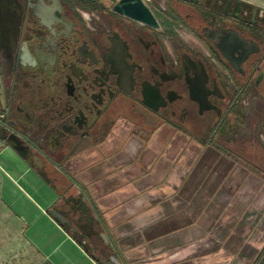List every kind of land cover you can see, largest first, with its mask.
Segmentation results:
<instances>
[{
	"label": "flooded vegetation",
	"instance_id": "flooded-vegetation-1",
	"mask_svg": "<svg viewBox=\"0 0 264 264\" xmlns=\"http://www.w3.org/2000/svg\"><path fill=\"white\" fill-rule=\"evenodd\" d=\"M143 1L158 26L111 0H0V140L63 187L82 188L65 181L67 165L107 154L129 113L151 133L159 122L202 132L210 118L226 131L243 108L264 124V13L237 0ZM178 23L195 44L179 40ZM71 208L60 211L100 256L101 234L94 243Z\"/></svg>",
	"mask_w": 264,
	"mask_h": 264
},
{
	"label": "crops",
	"instance_id": "crops-1",
	"mask_svg": "<svg viewBox=\"0 0 264 264\" xmlns=\"http://www.w3.org/2000/svg\"><path fill=\"white\" fill-rule=\"evenodd\" d=\"M237 1L264 13V0ZM253 125L246 137L253 151L246 154L247 166L219 152L214 173L211 166L185 173L158 169V152L148 151L152 144L134 139L120 153L80 159L75 178L82 188L75 193L99 234L115 245L102 239L101 255L121 264H248L236 248L193 242L201 237L199 225L215 221L199 223L196 210L208 215L206 203L216 198L225 200L217 208L224 209L233 237L250 230L255 261L264 248V150L255 142L257 131L264 143V124ZM54 206L61 210L58 189L0 140V264H100L85 239L80 243L50 214Z\"/></svg>",
	"mask_w": 264,
	"mask_h": 264
},
{
	"label": "rangeland",
	"instance_id": "rangeland-1",
	"mask_svg": "<svg viewBox=\"0 0 264 264\" xmlns=\"http://www.w3.org/2000/svg\"><path fill=\"white\" fill-rule=\"evenodd\" d=\"M177 3V5L181 6L179 8L182 9L190 6L188 2ZM175 8H178V6ZM160 9L161 7L158 5V11H160ZM175 28L177 29L176 33L178 35L179 40L186 43L195 44L191 39V35L186 29H184V27L180 23L176 24ZM261 75L262 71L259 73V76ZM252 112L253 111H247V109L244 108L242 109V111L236 110L235 112H232L231 119H234V121L232 124H230L226 131H223V128L220 129L219 127V129L217 128V130H214L216 126L213 125L214 120H212L211 118L208 119L209 127L210 129H212L211 134L207 132L209 127L206 130H203L202 132H199V130H194V132H192L190 131L189 123H178L176 127L165 122H159L158 126L155 127V132L151 133L152 127L146 125L143 122V120H147L146 118H142L141 116L139 117L136 114L129 113L124 116L125 120H122V122H120L114 129L112 140L103 148V152H107V154L120 153L122 151V146H124L128 141L134 139L140 142L142 141L144 144H152L151 146H153V148L151 147L152 149L148 151L150 153L158 152V169L171 168L172 170L177 171L178 173H185L191 168H194L195 170L200 169L202 167L208 169L211 166L210 169H212L211 171L214 173L215 169H218L219 152H222L233 160L236 159L239 163H242L243 165L247 166V163H249V159L247 158L248 156L246 154L250 151L253 153V151L252 149H250L251 144L246 139L247 133L248 136H250V131H252V128L251 126L247 127L246 122L251 121V123H255V121H257L258 119L256 118V115ZM125 128H127V131L124 135V139L122 141H119V137H121V133ZM235 133L237 134L236 136H234ZM256 136L257 137H255V142L257 146H259L261 150H264V143H262L261 139H259L257 131ZM144 152L145 150L143 148L141 154ZM86 157L89 158L90 156L82 155L81 160L84 158L86 159ZM209 159L211 160L210 162L214 160V163H209V161H207ZM78 163L75 162L67 165L70 168L69 172L71 175H64L65 181H78L75 178V174L79 170ZM45 176L50 182L53 183L54 187H56L59 191L61 210H67L69 206L72 207L71 209H76L77 206L81 207L80 211H77L75 209L74 211L76 212L77 216H85V218H83L84 225L82 226V228L84 232L89 233L91 235L93 242L96 243V237L99 233H101V229L93 220L89 218V215L85 211V207H83L80 195H76V191L73 187H63L62 179L60 178V176H55L54 174L50 173L45 174ZM206 204V206H208L206 210L208 211V215L204 214V209H201L199 211L196 210L197 212H195L199 213V216L201 218L199 220V223L201 222V220L202 222H211V220H213L214 218L215 221L211 224V226H207L206 223L204 226L199 225L200 231L198 233L201 237L193 241L196 246L197 244L200 246L203 243H207L210 245V247H214L215 245H217L218 248L223 246L236 248V251H238L240 254L244 252V254L240 257H243L244 260H249L248 264H254L257 258H255L254 261V257H251L249 255L252 253V249L248 246L247 243L250 240L249 237L251 234L250 230L249 233L246 231L249 227L247 226L248 228H245L246 232L244 231L245 234L242 235H245V237H233L234 235H232V231H228L229 225L224 222V209L220 210L219 208H217V206H224L225 200L218 202L215 198L213 201H208V203ZM207 216L208 218H203ZM184 219L182 218V220ZM74 235L79 240L85 239L84 245L91 252V247L87 242L86 238L82 237L81 234L76 231L74 232ZM197 235L198 234H196V238ZM204 238L208 239L205 240ZM227 239H229L230 241H228ZM260 243L261 245H264V240L260 241ZM101 256L102 255H100L99 257Z\"/></svg>",
	"mask_w": 264,
	"mask_h": 264
},
{
	"label": "water",
	"instance_id": "water-1",
	"mask_svg": "<svg viewBox=\"0 0 264 264\" xmlns=\"http://www.w3.org/2000/svg\"><path fill=\"white\" fill-rule=\"evenodd\" d=\"M111 10L117 14L127 16L131 19H134L136 21L158 26L156 20L154 19L152 13L150 12L149 8L146 6L143 0H117L113 2L111 6ZM11 145V144H10ZM13 149L16 150V148L11 145ZM27 163L30 164L29 160H26ZM81 192V190H79ZM86 199V197H84ZM50 214L58 220L62 224H66L69 226L71 232H75V227L71 224V221L60 212V210L57 208V206H54L52 209H50ZM103 240L105 242L111 244V248L115 249V245L109 238V236L104 232L101 234ZM101 264H121L118 259L110 255L108 257L101 256L100 257ZM259 264H264V258H262L259 261Z\"/></svg>",
	"mask_w": 264,
	"mask_h": 264
},
{
	"label": "trees",
	"instance_id": "trees-1",
	"mask_svg": "<svg viewBox=\"0 0 264 264\" xmlns=\"http://www.w3.org/2000/svg\"><path fill=\"white\" fill-rule=\"evenodd\" d=\"M217 128H218V125L216 124L214 130H217ZM60 224L62 225V227H64V228L69 232V228H68V226H67L66 224H62V223H60ZM70 234L73 235V236H75L74 233H72V232H70ZM82 240H83V239L78 240V241L81 243ZM97 261L101 264V262H100L99 260H97Z\"/></svg>",
	"mask_w": 264,
	"mask_h": 264
},
{
	"label": "built area",
	"instance_id": "built-area-1",
	"mask_svg": "<svg viewBox=\"0 0 264 264\" xmlns=\"http://www.w3.org/2000/svg\"><path fill=\"white\" fill-rule=\"evenodd\" d=\"M115 1H117V0H111L112 3L115 2Z\"/></svg>",
	"mask_w": 264,
	"mask_h": 264
}]
</instances>
